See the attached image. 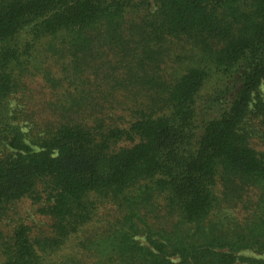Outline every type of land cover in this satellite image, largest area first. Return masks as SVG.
Masks as SVG:
<instances>
[{
  "label": "trees",
  "instance_id": "16d2710c",
  "mask_svg": "<svg viewBox=\"0 0 264 264\" xmlns=\"http://www.w3.org/2000/svg\"><path fill=\"white\" fill-rule=\"evenodd\" d=\"M262 84L264 0H0V264H264Z\"/></svg>",
  "mask_w": 264,
  "mask_h": 264
},
{
  "label": "rangeland",
  "instance_id": "374dc122",
  "mask_svg": "<svg viewBox=\"0 0 264 264\" xmlns=\"http://www.w3.org/2000/svg\"><path fill=\"white\" fill-rule=\"evenodd\" d=\"M260 93L262 96L264 95V84H262L260 86ZM255 135H258V132ZM254 145L257 148H263L260 144L254 143ZM226 212H229V211L226 210ZM100 213H102L104 215V211H101ZM12 214H14L13 218H11V220H13V221L7 222V223L11 224L9 226H13V224L19 223L21 219L22 220L26 219L28 221L27 223L30 222L31 225H33L35 227L45 226L46 222H47V219L43 218L42 215H40L37 212V206L33 205L28 199L25 201L23 200V201L16 203L13 207ZM96 220H97V218L95 219V222H96ZM25 224H26V222H25ZM93 226H94L93 224L90 225V227H92V228H93ZM88 229H90V228H88ZM139 239L142 242H144V237H140ZM74 244H75V240H71L69 242V244L66 247H64L62 253L69 254L74 249L73 248ZM238 255L242 258L243 257L244 258H259V259L264 260V253H257L251 249L242 250L238 253ZM237 263L238 264H246L245 262H243L241 260H238Z\"/></svg>",
  "mask_w": 264,
  "mask_h": 264
}]
</instances>
